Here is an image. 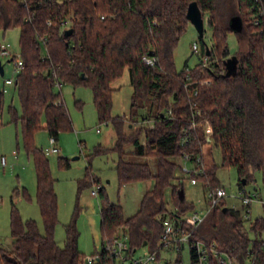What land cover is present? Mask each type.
I'll use <instances>...</instances> for the list:
<instances>
[{
    "label": "trees",
    "instance_id": "trees-1",
    "mask_svg": "<svg viewBox=\"0 0 264 264\" xmlns=\"http://www.w3.org/2000/svg\"><path fill=\"white\" fill-rule=\"evenodd\" d=\"M193 1L202 16L207 17L211 31L209 46L203 36L199 37L200 54L207 56L209 63L202 66L198 57L193 69L178 72L173 52L189 23L186 9ZM234 16L242 21L237 33L229 27ZM15 27L20 30L23 66L12 87L21 104L18 120L24 148L34 160L36 203L45 233L39 232L35 221H22L12 206V251L0 249V264L82 263L73 227H67L63 247L53 238L57 223L54 179L48 160L33 143L34 134L40 129L57 140L60 132L72 128L56 85L91 88L99 122L111 123L115 131L111 150L118 155L115 169L119 186L154 179V188L144 195L141 208L128 218L123 217L120 205L109 203L102 189H98L102 248L92 264H116L104 246L119 228L128 235L130 255L141 247H157L162 220L175 214L167 211L163 202V190L171 186L173 179L174 159L181 158L184 152L202 155L206 125L220 149L222 165L236 169L240 188L254 171L264 170V0H0V29ZM67 29H71L69 35L65 34ZM227 33L235 34L240 46L234 54L239 69L231 77L224 76L223 60L230 56ZM144 56L155 59L153 67L143 61ZM124 70L132 87L130 115L145 108L148 116L143 121H152V127L144 128V143L138 133H124L125 116L110 114V84ZM202 80L210 84L201 86ZM2 108L0 92V116ZM129 120L132 122L131 117ZM192 121L196 124L193 129ZM184 134L187 145L180 144ZM124 143L133 145L135 158H153L156 173L152 174L147 162L126 160ZM58 163L60 167L67 166L63 158ZM200 178L214 186L209 169L197 176ZM171 187V197L178 206L176 214L183 213L188 204L178 197L181 181ZM250 230L255 234L251 245L239 212L226 208L222 199L206 214L193 238L214 242L236 264H244L245 259L251 264H264V217L252 222ZM189 258L193 264V248ZM174 264H180V259Z\"/></svg>",
    "mask_w": 264,
    "mask_h": 264
},
{
    "label": "rangeland",
    "instance_id": "rangeland-1",
    "mask_svg": "<svg viewBox=\"0 0 264 264\" xmlns=\"http://www.w3.org/2000/svg\"><path fill=\"white\" fill-rule=\"evenodd\" d=\"M203 20V42L209 46L212 43L211 31L206 23L207 17L203 16ZM19 38L20 30L17 27L7 31L0 29V43L8 44L13 55L20 54ZM226 43L230 56L238 53L240 46L235 34L227 33ZM193 44H196L197 52H200L199 35L195 28L188 23L173 52L174 65L178 72L191 70L198 64L200 55L193 52ZM242 49H245L243 44ZM11 58L12 56H0L4 70L3 75L0 76V92L5 89L0 116V158L5 157L6 159L5 167H0V249L8 253L12 251L9 220L12 206L18 211L22 221H35L39 232L45 233L36 203L34 160L32 154H27L21 136L18 120L22 113L20 100L17 91L12 86L4 85L5 79H14L17 75L14 70V61H11ZM110 88L112 89L111 116H125L124 133L127 136L138 133V139L144 143V128L148 124L143 122V118H146L148 114L145 108H141L135 115H130L132 87L129 83L127 70H124L122 75L110 84ZM55 90L60 92L61 99L70 116L72 128L59 133L56 140L58 153L45 156L54 179V191L57 196V223L53 238L58 246L63 247L67 227H73L77 233L78 250L84 259L95 256L102 248L98 189H102L104 197L109 203L120 205L123 217L128 218L141 208L144 195L154 188V179L149 178L119 186L115 169L118 155L111 150L116 141L115 131L111 123L99 122L91 88L64 83L56 85ZM130 117L132 122L129 120ZM211 135L212 133L207 135L208 140L202 146L201 156L204 172H207V169L211 171L212 185L214 186H208L207 182L201 178L197 179L196 184H191L190 172L194 170V163L177 157L174 159L176 167L170 185H178L181 181L184 202L188 204V208L179 215L187 217L191 216L193 212L198 213L201 217L206 215L209 189L221 187L225 191L224 206L239 212L251 245L255 240V234L250 230V224L256 219L264 217V170L254 171L252 178L240 188L236 169L222 165L220 149L215 146ZM33 143L37 150L50 147L48 132L44 129L35 132ZM98 147L100 149L97 152ZM122 149L130 154H126V160L147 162L152 174L156 173L153 158H135L133 156L134 147L131 143H124ZM13 151L17 152L16 156L12 154ZM59 158H63L67 162L66 167L59 166ZM171 186L163 190V202L167 211L176 213L178 206L171 197ZM93 189L97 191V196L91 195ZM244 194L253 197L249 205L248 220L243 218L246 211V207L242 203ZM261 237L264 239V233ZM147 255H149V250L141 247L135 251L134 258L145 259ZM178 258L180 264H190L187 244H184L180 251L175 248H161L157 263L174 264ZM125 262L128 264L129 260ZM146 264H155V262ZM244 264H250V261L245 259Z\"/></svg>",
    "mask_w": 264,
    "mask_h": 264
},
{
    "label": "built area",
    "instance_id": "built-area-1",
    "mask_svg": "<svg viewBox=\"0 0 264 264\" xmlns=\"http://www.w3.org/2000/svg\"><path fill=\"white\" fill-rule=\"evenodd\" d=\"M193 52H196L200 55V63L202 66L208 65L207 56H201L200 52H197L196 44L192 45ZM0 56L1 57H8L12 56L10 59L14 61V70L19 73L22 69L23 63L21 61L20 55H13L9 45L0 43ZM14 59V60H13ZM143 61L150 65L151 67L155 64V59L152 57L144 56ZM3 66V65H2ZM14 79H5L4 85L13 86ZM210 82L208 80H202L200 82L201 86L209 85ZM5 92V89L2 90ZM196 95V92L194 93ZM199 110L196 111V115H199ZM149 127H152L151 120H145ZM190 127L193 129L196 127L194 121L191 122ZM204 137L205 141L207 142L209 134H211V128L209 125L204 127ZM98 131V130H97ZM181 145L188 144V137L184 134L180 140ZM59 149L56 146V139L54 137H50V147L45 148L42 150L45 156H48L53 153H58ZM12 154L16 156L17 152L13 151ZM181 159L184 161H191L194 163V170L190 172V182L191 184L197 183V176L204 173V167L202 165V156L200 154L195 155L193 153H183ZM6 165L5 157L0 158V167L4 168ZM91 195L97 196V191L93 189L91 191ZM225 196V191L221 187H217L215 189H209L207 193L208 198V212L215 206H218L221 200ZM253 200L252 196H248L244 194L242 196V203L246 207V211L244 212L243 218L248 220L249 219V205ZM207 212V213H208ZM206 213V214H207ZM204 216H199L198 213L193 212L191 216L181 217L179 214H174L173 216H166L161 222V231L158 239L157 247L153 250H149V255L145 257V259H135L134 253L129 254V245H128V235L124 231L123 228H119L112 241L105 244L104 248L108 253L109 257H113L116 261V264H125L126 260H129L128 264H146L148 262H155L157 263V259L159 257V250L161 248H175L176 250L180 251L183 248L184 244L189 246V250L191 248L194 249L195 252V260L193 264H236L233 262L225 253L220 251L214 242H204L193 238V232L195 229L203 222ZM97 260L96 256H89L82 259L81 264H92ZM191 264V262H190ZM251 264V262H250Z\"/></svg>",
    "mask_w": 264,
    "mask_h": 264
},
{
    "label": "water",
    "instance_id": "water-1",
    "mask_svg": "<svg viewBox=\"0 0 264 264\" xmlns=\"http://www.w3.org/2000/svg\"><path fill=\"white\" fill-rule=\"evenodd\" d=\"M186 19L195 28L199 37H202L204 32V20L202 13L196 2L193 1L188 4L186 9ZM229 27L230 30L235 33L240 32L242 29V21L240 17L238 16L232 17L229 21ZM70 33H71V29H67L65 31L66 35H69ZM205 48H206V53L208 54V47L206 46ZM223 65H224L225 77L235 76L239 69V62L235 55L229 56L225 60H223ZM3 73H4L3 66L0 62V76H2ZM242 183H245L244 179H242ZM178 197L180 201L184 199V193L182 189L178 191Z\"/></svg>",
    "mask_w": 264,
    "mask_h": 264
},
{
    "label": "crops",
    "instance_id": "crops-1",
    "mask_svg": "<svg viewBox=\"0 0 264 264\" xmlns=\"http://www.w3.org/2000/svg\"><path fill=\"white\" fill-rule=\"evenodd\" d=\"M4 71V70H3Z\"/></svg>",
    "mask_w": 264,
    "mask_h": 264
}]
</instances>
